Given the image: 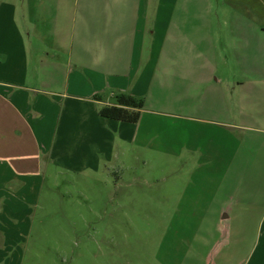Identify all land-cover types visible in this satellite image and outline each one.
Wrapping results in <instances>:
<instances>
[{
	"label": "crops",
	"instance_id": "0c3cea01",
	"mask_svg": "<svg viewBox=\"0 0 264 264\" xmlns=\"http://www.w3.org/2000/svg\"><path fill=\"white\" fill-rule=\"evenodd\" d=\"M120 93L144 99L139 121L100 114ZM162 116L182 120V144L156 150L218 171L193 180L198 200L236 185L218 224L241 210L264 225V0H0V263L45 166L98 170L116 137L149 146ZM202 126L215 131L200 144Z\"/></svg>",
	"mask_w": 264,
	"mask_h": 264
},
{
	"label": "rangeland",
	"instance_id": "374dc122",
	"mask_svg": "<svg viewBox=\"0 0 264 264\" xmlns=\"http://www.w3.org/2000/svg\"><path fill=\"white\" fill-rule=\"evenodd\" d=\"M67 13L63 10V15ZM59 30L67 36L65 19ZM152 121L157 132L149 146L121 148L116 137L114 156L102 159L98 170L76 173L45 166L39 194L25 204L28 215L20 217L17 247L9 263L222 264L212 259L220 246L226 264H262V216L237 210L227 218L226 227L220 226L216 212L220 204L234 202L226 197L236 185H226L218 194L212 193L213 184L206 185L203 190L209 191L198 200L199 186L193 180H208L218 171H197L189 153L162 151L169 142L180 148V118ZM196 129L200 144L212 140L215 130ZM173 134L171 141L168 135ZM237 188L240 196L259 190L255 185Z\"/></svg>",
	"mask_w": 264,
	"mask_h": 264
},
{
	"label": "trees",
	"instance_id": "16d2710c",
	"mask_svg": "<svg viewBox=\"0 0 264 264\" xmlns=\"http://www.w3.org/2000/svg\"><path fill=\"white\" fill-rule=\"evenodd\" d=\"M143 107V98L120 93L115 96L113 104L104 105L100 109V114L111 119L135 123L139 121Z\"/></svg>",
	"mask_w": 264,
	"mask_h": 264
}]
</instances>
